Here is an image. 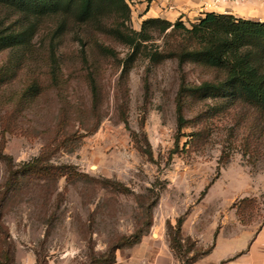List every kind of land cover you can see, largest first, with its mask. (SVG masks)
I'll return each mask as SVG.
<instances>
[{
  "label": "rangeland",
  "instance_id": "obj_1",
  "mask_svg": "<svg viewBox=\"0 0 264 264\" xmlns=\"http://www.w3.org/2000/svg\"><path fill=\"white\" fill-rule=\"evenodd\" d=\"M126 2L139 30L145 18ZM26 19L0 4L2 25ZM91 23L43 16L29 46L0 51V262L96 264L126 242L113 264H186L218 236L243 246L264 228V113L186 92L180 125L181 73L193 87L221 69L140 57L121 74L129 47ZM243 198L255 201L240 214Z\"/></svg>",
  "mask_w": 264,
  "mask_h": 264
},
{
  "label": "trees",
  "instance_id": "obj_2",
  "mask_svg": "<svg viewBox=\"0 0 264 264\" xmlns=\"http://www.w3.org/2000/svg\"><path fill=\"white\" fill-rule=\"evenodd\" d=\"M0 4L30 17L27 21L10 23L9 26L0 23V51L29 46L37 27V19L40 17L73 15L76 22L86 25L92 22L91 24H95L100 31L112 35L129 47V52L122 60L121 74H126L140 57L147 58L152 63L176 59L182 72L183 66L188 62L221 69V79L205 80L193 87L186 86L185 76L181 73L175 101L180 125L185 121L181 102L183 93L186 92L198 98H236L264 113V20L237 17L228 12L208 11L190 23V27L179 19L171 22L159 17H148L142 21L140 29L135 30L127 24L130 19V7L126 0H0ZM104 15L111 16V25L101 23ZM157 37L162 38L161 45L154 42ZM99 47L105 54L116 55L112 48ZM82 54V59L86 61L83 51ZM50 56L52 65L55 66L57 62L53 45L50 46ZM4 73L0 70V84L7 79ZM52 77L55 78L54 69ZM89 79L93 108L96 109L99 97L91 72ZM25 166L30 165L28 163ZM254 201L253 198L241 199L238 203L240 214ZM180 226L181 221L178 220L177 232L170 240L173 245L179 244L182 238ZM138 240L137 235H131L128 243ZM125 243L109 249L105 258L96 264H113V251ZM212 248L213 244L194 254L186 264H192Z\"/></svg>",
  "mask_w": 264,
  "mask_h": 264
},
{
  "label": "crops",
  "instance_id": "obj_3",
  "mask_svg": "<svg viewBox=\"0 0 264 264\" xmlns=\"http://www.w3.org/2000/svg\"><path fill=\"white\" fill-rule=\"evenodd\" d=\"M132 12L141 19L159 17L174 22H195L204 12L232 13L237 17L264 20V2L237 3L235 0L221 1L207 6L212 0H128ZM235 2V3H234ZM230 238L218 236L212 250L195 260L192 264H264V228L259 230L250 241L238 249H232ZM225 248V250H224ZM219 257L214 256L222 250ZM210 258V260H208Z\"/></svg>",
  "mask_w": 264,
  "mask_h": 264
},
{
  "label": "built area",
  "instance_id": "obj_4",
  "mask_svg": "<svg viewBox=\"0 0 264 264\" xmlns=\"http://www.w3.org/2000/svg\"><path fill=\"white\" fill-rule=\"evenodd\" d=\"M221 0H212V2H210L207 6H214L216 4H218ZM249 1H253V2H259L262 3L264 2V0H235V2L237 3H247Z\"/></svg>",
  "mask_w": 264,
  "mask_h": 264
}]
</instances>
